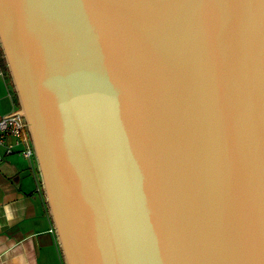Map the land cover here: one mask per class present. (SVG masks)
Returning <instances> with one entry per match:
<instances>
[{
    "label": "water",
    "instance_id": "obj_1",
    "mask_svg": "<svg viewBox=\"0 0 264 264\" xmlns=\"http://www.w3.org/2000/svg\"><path fill=\"white\" fill-rule=\"evenodd\" d=\"M0 48L64 264H264V0H0Z\"/></svg>",
    "mask_w": 264,
    "mask_h": 264
},
{
    "label": "crops",
    "instance_id": "obj_2",
    "mask_svg": "<svg viewBox=\"0 0 264 264\" xmlns=\"http://www.w3.org/2000/svg\"><path fill=\"white\" fill-rule=\"evenodd\" d=\"M16 109L10 78L0 69V115ZM51 228L36 159L0 145V264H64Z\"/></svg>",
    "mask_w": 264,
    "mask_h": 264
},
{
    "label": "built area",
    "instance_id": "obj_3",
    "mask_svg": "<svg viewBox=\"0 0 264 264\" xmlns=\"http://www.w3.org/2000/svg\"><path fill=\"white\" fill-rule=\"evenodd\" d=\"M1 71L4 70L1 69ZM7 114L9 113L0 115V145L4 147L6 153L18 150L28 159L35 158L32 143L28 136L27 125L24 124L26 123L24 117L20 116L19 112L3 117ZM51 230L54 231V228H51Z\"/></svg>",
    "mask_w": 264,
    "mask_h": 264
},
{
    "label": "trees",
    "instance_id": "obj_4",
    "mask_svg": "<svg viewBox=\"0 0 264 264\" xmlns=\"http://www.w3.org/2000/svg\"><path fill=\"white\" fill-rule=\"evenodd\" d=\"M0 69H2L5 72H7V67H6L5 60H4L3 55H2L1 48H0Z\"/></svg>",
    "mask_w": 264,
    "mask_h": 264
}]
</instances>
